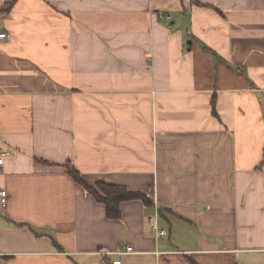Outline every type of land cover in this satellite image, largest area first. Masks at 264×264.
<instances>
[{"label":"crops","instance_id":"crops-1","mask_svg":"<svg viewBox=\"0 0 264 264\" xmlns=\"http://www.w3.org/2000/svg\"><path fill=\"white\" fill-rule=\"evenodd\" d=\"M0 33V264H264V0H0Z\"/></svg>","mask_w":264,"mask_h":264},{"label":"trees","instance_id":"trees-1","mask_svg":"<svg viewBox=\"0 0 264 264\" xmlns=\"http://www.w3.org/2000/svg\"><path fill=\"white\" fill-rule=\"evenodd\" d=\"M67 172L87 189L98 201L105 203L107 208V215L110 218H119L121 215L120 204L123 201L131 199H142L149 202L147 195L140 192H133L124 186L108 185L105 183H98L97 188L89 185L83 178L80 171H78L72 164H66Z\"/></svg>","mask_w":264,"mask_h":264},{"label":"built area","instance_id":"built-area-1","mask_svg":"<svg viewBox=\"0 0 264 264\" xmlns=\"http://www.w3.org/2000/svg\"><path fill=\"white\" fill-rule=\"evenodd\" d=\"M6 37H7V35L5 33H0V39L6 38ZM7 154H8V151H6V150L0 151V165L3 163V157ZM6 197H7V192L4 190H0V198H1V204L2 205L6 204V200H7ZM150 220H151V224L153 226V229L157 232V234L159 236L164 237L166 235V232L164 230L160 229L158 218L156 216H152ZM126 252H128V253L133 252V248L130 246L127 247ZM100 254L102 255V258H103L101 264H119L116 261H111V260L109 261V258H108L109 252L101 251Z\"/></svg>","mask_w":264,"mask_h":264},{"label":"rangeland","instance_id":"rangeland-1","mask_svg":"<svg viewBox=\"0 0 264 264\" xmlns=\"http://www.w3.org/2000/svg\"><path fill=\"white\" fill-rule=\"evenodd\" d=\"M96 189H98L97 187H95Z\"/></svg>","mask_w":264,"mask_h":264}]
</instances>
